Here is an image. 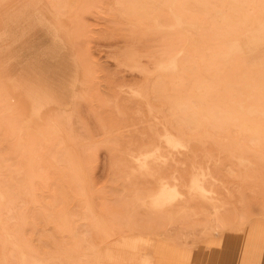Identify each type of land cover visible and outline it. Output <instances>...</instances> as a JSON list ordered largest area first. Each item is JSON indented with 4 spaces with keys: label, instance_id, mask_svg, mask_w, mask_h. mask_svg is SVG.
Segmentation results:
<instances>
[{
    "label": "rangeland",
    "instance_id": "rangeland-1",
    "mask_svg": "<svg viewBox=\"0 0 264 264\" xmlns=\"http://www.w3.org/2000/svg\"><path fill=\"white\" fill-rule=\"evenodd\" d=\"M263 18L264 0H0V264H152V238L264 225Z\"/></svg>",
    "mask_w": 264,
    "mask_h": 264
},
{
    "label": "crops",
    "instance_id": "crops-1",
    "mask_svg": "<svg viewBox=\"0 0 264 264\" xmlns=\"http://www.w3.org/2000/svg\"><path fill=\"white\" fill-rule=\"evenodd\" d=\"M248 225L249 223L243 229ZM262 228L264 225H254L246 237L235 240L228 238L225 233L243 229L224 230L217 236L202 234L201 239L193 242V247L198 248L192 251L181 249L180 246H186V243L152 238L149 246L142 247L141 255L150 256L152 264H262L264 259V229ZM211 237L213 239L200 245L203 240ZM158 241L161 243H157ZM136 246H134V253L138 255V246Z\"/></svg>",
    "mask_w": 264,
    "mask_h": 264
},
{
    "label": "bare ground",
    "instance_id": "bare-ground-1",
    "mask_svg": "<svg viewBox=\"0 0 264 264\" xmlns=\"http://www.w3.org/2000/svg\"><path fill=\"white\" fill-rule=\"evenodd\" d=\"M77 18V17H76ZM264 19V18H263ZM259 24H261V23H259ZM258 24V25H259ZM262 26V25H261ZM254 29V28H253ZM252 34V33H251ZM250 37V36H249ZM251 38V37H250ZM255 38V37H254ZM264 40V39H263ZM243 44H245V43H243ZM251 53V52H250ZM254 53V52H253ZM42 85H44V84H42ZM105 233H106V235H107V239H111L112 238V236H113V232L111 231V230H108V229H105ZM259 255H261V254H259ZM107 263V262H106ZM262 263V262H261ZM263 264V263H262Z\"/></svg>",
    "mask_w": 264,
    "mask_h": 264
}]
</instances>
